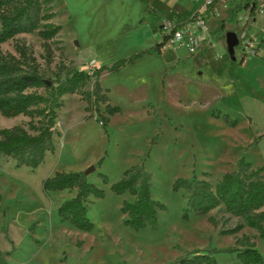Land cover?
Listing matches in <instances>:
<instances>
[{"label": "rangeland", "instance_id": "obj_1", "mask_svg": "<svg viewBox=\"0 0 264 264\" xmlns=\"http://www.w3.org/2000/svg\"><path fill=\"white\" fill-rule=\"evenodd\" d=\"M244 1L216 0V11L206 17L210 43L190 53L186 46L147 50L162 38L159 26L166 20L207 12L203 0H49L55 12L51 21L61 25L49 40L53 63H44L43 39L36 33L16 38L32 46L46 77L72 67L90 71L105 66L100 83L120 112L103 126L95 110L91 115L85 110L79 93L64 95L54 151H47L36 167L0 157V264H175L196 250L212 253L218 264H242L228 250L242 234L264 255V240L255 229L244 225L236 234L222 232L245 223L242 217L216 208L202 215L189 212L185 218L189 192L173 189L178 178L214 184L242 158L264 166V51L247 53L249 63H240L245 47L236 45L233 61L225 43L230 28L237 35L246 32L255 44L264 38V0H258L251 18L240 10V17L230 20ZM14 42L1 43L0 49L16 54ZM91 88L92 80L85 86ZM99 109L106 114L104 103ZM27 120L0 115V127ZM142 164L151 176L152 198L166 208L158 212L157 228L136 230L124 223L120 211L123 200L134 196L113 193L110 183L126 168ZM91 166L87 178L103 187L105 196L89 198L93 228L84 231L62 221L57 211L75 189L46 192L42 182L56 171L85 173ZM99 172L108 175V183Z\"/></svg>", "mask_w": 264, "mask_h": 264}, {"label": "trees", "instance_id": "obj_2", "mask_svg": "<svg viewBox=\"0 0 264 264\" xmlns=\"http://www.w3.org/2000/svg\"><path fill=\"white\" fill-rule=\"evenodd\" d=\"M48 3L49 0H0V44L15 39L16 52L0 49V115L28 117L25 123L0 127V157L11 156L19 164L33 167L43 161L47 151H54L55 124L58 111L64 105V95L79 93L86 102L85 110L89 115L95 110V118L101 120L103 126L108 124L110 116L120 112V106L109 102L107 89L100 83L99 76L105 66H94L90 71L72 67L67 68L63 75L57 73L54 77H46L32 46L16 38L20 33H36L43 39L44 63H53L54 51L49 40L58 34L61 25L51 21L55 12ZM215 3L216 0H213L208 10L213 9ZM258 9V0H245L234 8L230 20L234 21L240 10H247L252 17ZM196 14L197 11L178 25L192 20ZM224 25L225 20L222 21ZM163 46V41L158 40L147 51L160 52ZM138 55L119 59L111 68H118ZM91 80L92 88L85 89ZM100 103L105 104L106 114L99 109ZM231 123L236 124V120ZM98 174L104 183L109 182L106 173ZM42 186L46 192L75 189V194L59 205L58 215L62 221L78 229L90 231L93 228V221L87 214L88 201L90 197H104L103 187L90 181L83 171L72 170L56 171L43 180ZM151 186V176L143 164L126 168L119 179L110 183L113 193L128 192L134 196L131 201L123 200L120 207L125 215L124 223L133 229L157 228L158 212L166 208L164 203L152 198ZM181 187L189 192L188 206L183 214L185 218L189 217V212L202 215L223 208L230 215L242 217L245 221L223 229L224 234H236L247 225L264 240V166L254 167L251 161L242 158L235 169L224 172L214 184L206 179L178 178L173 189ZM209 220L215 225L218 223L213 216ZM228 250L235 252L237 261L242 264H264V255L246 234L236 236L235 244ZM175 264H218V261L212 253L196 250Z\"/></svg>", "mask_w": 264, "mask_h": 264}, {"label": "built area", "instance_id": "obj_3", "mask_svg": "<svg viewBox=\"0 0 264 264\" xmlns=\"http://www.w3.org/2000/svg\"><path fill=\"white\" fill-rule=\"evenodd\" d=\"M213 0H203V3L207 6V12H201L197 10V14L192 18V20L179 24L166 21L159 28L162 32V38L164 46H186L190 53H195L201 46L202 43L206 42V17L209 12H215L216 8L213 6V9H209V5L212 4ZM215 5V4H214ZM258 11V10H257ZM249 17V14L247 15ZM250 18V17H249ZM245 47L242 51L243 54L251 53H260L264 51V38L259 41L258 44L247 37L245 32H242L239 35V44Z\"/></svg>", "mask_w": 264, "mask_h": 264}, {"label": "water", "instance_id": "obj_4", "mask_svg": "<svg viewBox=\"0 0 264 264\" xmlns=\"http://www.w3.org/2000/svg\"><path fill=\"white\" fill-rule=\"evenodd\" d=\"M225 39H226V45H227V50H228V53L230 54L231 56V59L232 60H235L236 59V56H235V47L236 45L239 44V38H238V35L237 33L234 31V30H228L225 34ZM243 58L241 57L239 59V61H242ZM94 166H91L86 172L85 174H89L91 171L94 170Z\"/></svg>", "mask_w": 264, "mask_h": 264}, {"label": "crops", "instance_id": "obj_5", "mask_svg": "<svg viewBox=\"0 0 264 264\" xmlns=\"http://www.w3.org/2000/svg\"><path fill=\"white\" fill-rule=\"evenodd\" d=\"M238 16L240 17L239 14L237 15V18H239ZM188 17H189V16H186V17L183 18V20L181 19V20H177V21H185V20L188 19ZM250 18H251V17H250ZM166 21H172V22H174L173 20H166ZM177 21H176L175 23H177ZM160 22L162 23V21H160ZM161 25H162V24H161ZM161 25H160V26H161ZM154 26L157 27L156 24H154ZM160 26H159V27H160ZM231 29H232V28H230L229 30H231ZM227 31H228V30H227ZM234 31L236 32L237 30L234 29ZM237 32H238V31H237ZM237 32H236V33H237ZM245 33H246V32H245ZM246 35H247V33H246ZM247 36H248V35H247ZM248 37H249V36H248ZM238 38H239V35H238ZM249 38H252V37H249ZM252 40H253L254 42H256V39L252 38ZM208 43H210L209 40H208ZM225 43H226V39H225ZM226 47H227V45H226ZM228 54H229V53H228ZM229 55H230V54H229ZM250 55H251V54H248V55L246 54V56L243 57V56H241V54H240V56L238 57V56L236 55V52H235V56H236V57H238L239 59H240L241 57L243 58L242 61H239L240 63H243V62H244V63H249V59H248V58H249ZM230 57H231V56H230ZM231 60H232V59H231ZM233 61H234V60H233Z\"/></svg>", "mask_w": 264, "mask_h": 264}]
</instances>
